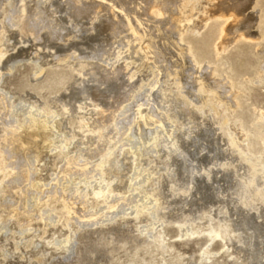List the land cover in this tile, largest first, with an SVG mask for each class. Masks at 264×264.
I'll return each mask as SVG.
<instances>
[{"label": "rangeland", "instance_id": "374dc122", "mask_svg": "<svg viewBox=\"0 0 264 264\" xmlns=\"http://www.w3.org/2000/svg\"><path fill=\"white\" fill-rule=\"evenodd\" d=\"M17 1L0 0L1 146L7 149L11 130L25 137L28 108L36 113L29 118L49 120L39 151H17V158L30 159L33 180L46 189L69 190L68 203L85 190L90 211L71 216L64 198L48 199L28 182L17 186V198L6 196L12 157L0 152L7 164L0 170V264H264V0H229L237 18L223 34L216 19L178 33L181 0H161L164 17L144 11L154 0H125L152 20L141 44H162V62L139 54L125 74L105 82L97 64L125 47L106 18L92 23L95 7L81 0L73 18L68 0L45 1L58 23L51 39L50 28L32 37L16 25ZM200 78L219 98L201 89ZM19 102L24 108L15 112ZM98 103L121 108L119 126L98 115ZM11 115L18 120L4 126ZM85 163L88 172L78 171ZM101 188L116 196L98 198ZM12 206L21 211L12 214ZM183 223L193 234L181 235ZM67 238L69 250L58 244Z\"/></svg>", "mask_w": 264, "mask_h": 264}, {"label": "bare ground", "instance_id": "6f19581e", "mask_svg": "<svg viewBox=\"0 0 264 264\" xmlns=\"http://www.w3.org/2000/svg\"><path fill=\"white\" fill-rule=\"evenodd\" d=\"M45 1H47V0H19V1H17L15 7H16V16H17V18H19V20H17L16 25L18 24L26 35H32V37H34V36L38 37L41 34L42 29L50 28L51 29L50 30V38L54 39V38H56V32L58 31L57 25H56L58 23L54 19V16L51 15V12L47 11V9L44 7ZM86 1L89 2L88 3L89 6L95 7L97 9L95 11L96 15H94L92 18V23L94 21L103 20V18H106V20H103V22L108 23L107 28L113 32V36H116V39L119 38L118 40L125 47V50H122L121 52H117L115 58L112 59V61L109 60V61H107V63L103 62L102 65L97 64L98 68H97L96 73L99 75L98 70H102V72H103V74L101 73V75H103V78H102L103 81L102 82L107 81V79H110V77L113 80V78H114L113 76H115V75L117 76V75L122 74V73L125 74V72L127 70H129V67L131 65H133L132 63L137 61L135 56H137L139 54H141L144 57V59H141V60L146 59L149 62H153L155 65L159 64V62L161 61V58H162V46L160 48V45H162V44L159 43L158 45H155V43H153L152 41H149L146 45H145V43H143L144 45L141 44V42L145 38L150 37L152 35L151 29H150V27L152 25V23H151L152 20H150L149 17H145L146 14H145V12L144 13L141 12L142 7L140 5L138 6V9L133 8L132 10L129 11L125 6L127 4L125 2V0H86ZM228 1L229 0H205V3H203L199 7L197 4L199 2V0H181L180 5H179V13H177L178 15L175 17L176 31L178 33H182L183 31H185L187 28H189L191 26H193V28L199 30L203 27L204 22H206L210 19H216V20L221 21L220 32L223 34L226 31L225 25L232 24L231 20L234 21L237 18V14L233 11V9H231L233 7L228 6ZM33 2H35L34 5H32ZM66 2L68 4V5L67 4L66 5L70 7V9H69L70 15H72L73 18H76V13H79L78 15H80V11L78 12L77 10H75V7H77L75 5H78L79 2H82L81 0H68ZM69 2H70V4H69ZM104 6H106V10L103 9ZM229 9H231V10H229ZM103 11H105V12H103ZM144 11H146V13L150 12L152 17H154V16L164 17L166 15V11L163 9V6L161 4V0H154V3H152L150 5V7H148L147 9H144ZM172 16H174V14ZM41 24H42V26H40ZM123 34H124V36H123ZM147 40H148V38H147ZM164 40L167 41L165 38H164ZM226 40H229V39L228 38L224 39V41H226ZM168 43H169L168 44L169 46L175 48V50L179 53V55L181 57L185 55L186 50H184L182 45L175 43L173 41L168 42ZM221 43H222V41H221ZM221 43H218V45H220ZM217 50H221V48L219 46H217ZM3 53L4 52L0 51V57L2 56ZM122 60H124V61H122ZM138 60H139V58H138ZM91 64H93V63L91 62ZM145 65H146V63L143 66H145ZM160 68L161 67L159 65L155 69L157 71H161ZM104 73H106L107 75H104ZM175 77H176V81H177L178 76H175ZM98 82H100V81H98ZM127 83H129V81L127 82V80H126V84ZM120 84H121V86H123L122 83H120ZM199 85H200L201 89H203L206 92L212 91L213 95H215L214 93L217 92L216 89L209 90V88H210L209 84L205 80H202L201 78L199 79ZM126 86H129V84H127ZM97 89H99V88H97ZM97 89H95V91H94L95 97H96ZM129 90H130V93L133 92V91L131 92V89H129ZM98 91H100V90H98ZM122 91H124V90H122ZM100 93H101V91H100ZM98 94H97V96H98ZM126 94H128V93H126ZM217 94L218 93H216L215 97L219 98L217 96ZM101 96L99 95V97H101ZM128 96H129V94H128ZM122 98H123V101H125L124 103H122L124 106V104L126 102H129L130 97H128L127 98L128 101H126L127 99L125 97H122L120 92H119L117 99L122 101ZM124 98L126 100H124ZM220 100L221 99H218L219 102H220ZM127 104H129V103H126V105ZM99 105H100L99 103H98V105H96L97 106L96 108H99L98 115H100L101 118H104L103 120H105V121L108 120V122H110L111 124L115 122L117 124V126H119L120 125L119 121H118L119 118L117 117V116H119L118 115L119 113L117 111L121 108H119L115 111H110L109 109L108 110L104 109L105 107L103 108L101 105H100L101 107ZM4 106H5L4 108H7V106H8L7 103H5ZM108 107H109V105H108ZM23 108H24V106L21 104V102H19L18 104H16L13 107L15 112L16 111H22ZM111 108L112 107H110V109ZM11 111H12V109L10 110V112ZM119 112H120V110H119ZM22 114L24 116L28 117L27 119L29 120L25 124L26 128L29 129V131H27L25 137L19 135L14 130H11L10 134H11L12 140L7 141V149L2 148L1 144H2L3 140L0 139V152H4L7 154V156L12 157L11 161H10V165H8V166H11L13 168L12 169L13 175L9 181L8 187L4 188L2 190V192L4 194H6V196L10 195L11 197L17 198L16 195L14 194V191L17 190V186H22V188L24 189L26 187L25 183L28 182L29 183L28 186L30 185L34 188H39V191L41 192V194L44 195L48 199H50L52 197L55 198V196H59V197L61 196L62 198H64L65 201H66V199H69V201H71L73 198L70 197L71 195H69L70 194L69 190H64L62 188V191H59L58 189H55V186H51V188L46 189V186H47L46 184L35 182L32 178V174H31L32 169H31V163H29L30 159H28V161H27L25 158V160L19 161V159L17 158V154H16L17 151H19L20 155H25L27 153V151L32 149V148L36 150L35 153H37L39 151V148H41V145H43L42 140L39 137V135L41 136V133H42L41 130H47L49 128L48 124H50L49 120H45L44 118H43L44 122H42V123L39 119L29 118L30 115H36V113L33 112L31 109L29 110V108L27 110H25ZM12 117H13V115H11L7 121H2V124L4 126L13 127L14 124L16 123V121L18 120V118H16V117L12 118ZM80 120L82 121L81 118H80ZM96 121H98V118ZM102 123H104V121ZM111 124H110V126H111ZM116 124L114 126H116ZM104 126H107V125H104ZM116 129L117 128L115 127V130ZM103 130H104V128H103ZM100 131H101V133H98V134H100V136L98 135L99 138L101 137V135L102 136L105 135V134H103L102 130H100ZM152 138H153V135H151V140H152ZM175 143L173 141L171 143L172 146L175 147L176 145H178ZM177 148H179V146H177ZM66 160H67L68 164H71V165L74 164L73 158L67 157ZM4 163H5L4 161H0V170L2 169V166ZM105 163L104 162L103 163L97 162L98 165H95L96 166L95 168H99V167L101 168L104 166ZM5 165H7V164L5 163ZM88 168H89L88 163H85V164L80 166L78 171H80L82 173L84 171V173L85 172L87 173ZM91 180L92 179L80 180V181H84V182L89 183V182H91ZM102 180H104V179H102ZM102 180L100 182V185L102 187H104L107 183L105 184L104 181H102ZM3 182L4 181H2V183ZM25 192H26V190H25ZM83 193H84L83 195H79L82 197V199L78 202L73 201L72 203H68L66 201L68 204H67V206H66V204L64 206H66V213L67 214H69L71 216L79 215L80 218H85V215H87V210L90 209V205H89L90 202H89L88 197L85 195V190L83 191ZM94 195L98 196V198H99V196L102 195L103 197L105 196L106 199H111L112 197L116 196V195H114V196L111 195L109 192L107 193L105 188H101L100 190H95ZM34 197L38 202L40 199L38 197V195L35 194ZM110 203H112V202H110ZM110 203H109V207L115 209V207L117 206L116 205L117 203L116 204L115 203L110 204ZM106 206H108V204ZM11 208H13L11 211L12 214H17L21 211V209L19 207L12 206ZM81 211H83L82 214H81ZM88 214H89V212H88ZM92 215H97V213H94ZM88 217H90V216H88ZM113 219H115V218H113ZM180 230H181L182 236H185V235L190 234V233L193 234V231L190 230V225L188 223L181 224ZM142 232L147 234L148 233L147 228H143ZM216 235H218L217 232L214 233V236H216ZM69 242H70V240H69V238H67L65 240L60 241L58 244H62L63 246H65V248L67 250H69V246H70Z\"/></svg>", "mask_w": 264, "mask_h": 264}]
</instances>
